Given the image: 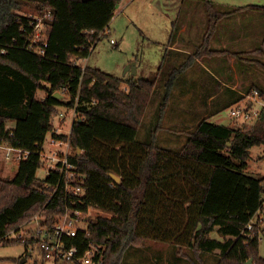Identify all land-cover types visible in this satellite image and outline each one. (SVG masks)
I'll return each instance as SVG.
<instances>
[{
  "label": "trees",
  "instance_id": "16d2710c",
  "mask_svg": "<svg viewBox=\"0 0 264 264\" xmlns=\"http://www.w3.org/2000/svg\"><path fill=\"white\" fill-rule=\"evenodd\" d=\"M120 1L0 0V142L39 150L54 130L59 106L77 103L81 117L72 126L70 141L76 153L71 160L85 175V182L83 202L76 207H98L110 216L90 219L91 233L80 230L70 244L78 245L81 252L91 243L103 246L99 249L103 250L102 264H120L125 252L145 239L189 248L200 258L218 251L216 264H248L251 259V264H264L259 246L264 222L248 228L264 208V177L246 172L250 149L264 144V117L252 124L234 119L233 125L204 118L178 151L159 146L155 138L139 140L144 111L158 80L120 77L76 63L87 58L108 33ZM196 1L207 12V30L194 52L171 70L167 97L182 71L208 57L229 55L237 63L249 60L264 70V40L262 46L244 51L212 45L225 18L241 11L264 12V5L232 7ZM26 6L53 13L45 55L26 48L31 20L19 13ZM178 24L174 22L170 44L177 38ZM251 54L256 57L249 58ZM123 83L127 90L122 89ZM254 86L264 95L263 87ZM40 90L45 91L42 97ZM56 93L67 94L68 99L61 100ZM243 98L225 103L224 108ZM92 99L97 102L91 103ZM10 121L12 127H8ZM40 167L35 152L19 163L13 177H0V245L22 243L29 249L39 243V237L17 239L9 237L10 233L20 232L39 211L44 214L42 226L52 228L71 205L62 185L50 194L54 188L45 185L56 177L39 178ZM111 173L121 181L116 183ZM214 232L220 237L213 236Z\"/></svg>",
  "mask_w": 264,
  "mask_h": 264
},
{
  "label": "rangeland",
  "instance_id": "374dc122",
  "mask_svg": "<svg viewBox=\"0 0 264 264\" xmlns=\"http://www.w3.org/2000/svg\"><path fill=\"white\" fill-rule=\"evenodd\" d=\"M212 1L232 7L249 4L264 5V0ZM19 13L30 15L40 12L32 6H26ZM233 19H235V27L231 24L229 34L235 35L248 21L251 23L250 25L247 23L246 29L253 30L250 32L252 41L227 45L223 41L226 40L224 39L226 34L223 35L219 26L212 42L213 47L220 49L229 47L236 51H244L262 46L264 12L243 11ZM174 22H179V32L184 27L185 30L181 31L178 43L171 49L169 46L175 43L170 44ZM206 30L207 12L201 1L121 0L109 24L108 33L101 36L87 58L79 59L77 62L82 66L97 67L120 77L157 79L156 91L144 111L138 139L151 141L155 138L159 146L178 151L186 143L188 133L204 118L223 125H233L234 119L230 107L224 108L225 104L220 105L223 96H227L226 103H231L236 93L240 96L244 95L255 87L254 85L264 88L263 69L249 60L241 59L237 64L234 57L219 55L198 60L190 68L182 71L167 97L166 81L171 70L184 62L187 55L194 52L202 42ZM178 48L182 52L177 51ZM248 56L256 57L255 54ZM164 57L166 59L159 74ZM133 63L138 67V73L135 75H132L129 69ZM127 87L126 84H122V89L127 90ZM229 90L236 92L231 94ZM44 95L45 91L38 92L39 97ZM60 97L61 100L68 99L67 94L64 93H61ZM66 110L71 114L70 109L65 105L59 106L58 112ZM58 122L59 119L54 117V124L58 125ZM63 123H61L62 128L66 129L69 125ZM13 125V121L8 122V127ZM248 161L249 167L246 172L264 177V144L255 145L250 149ZM17 169V165L0 159V177H13ZM37 176L39 178L45 176L43 168L38 169ZM99 215L110 216V213L93 206L89 211L88 219H94ZM43 220L44 214L39 211L22 226L20 232L28 239L32 236L36 237V230ZM212 235L220 237L215 232ZM11 238H14V235ZM259 246L260 254L264 257V232L260 236ZM218 258V251L203 253L200 258L189 248L179 249L172 243L145 239L129 248L120 264H216ZM0 264H56V262L43 259L39 243H32L29 249L25 244L16 243L0 245Z\"/></svg>",
  "mask_w": 264,
  "mask_h": 264
},
{
  "label": "built area",
  "instance_id": "2783aa9c",
  "mask_svg": "<svg viewBox=\"0 0 264 264\" xmlns=\"http://www.w3.org/2000/svg\"><path fill=\"white\" fill-rule=\"evenodd\" d=\"M28 16L31 20V29L26 39V48L37 55H45L48 46V26L53 19V13L47 10ZM23 30H26L25 27ZM112 42L115 43L114 40ZM76 63L78 62L76 61ZM96 102V99L91 100V103ZM68 109H70L71 114L66 110L55 115V119H59V124H54V130L48 133L47 139L39 150L25 149L10 142H0V159L18 166L21 161L37 152L41 160L40 168H43L45 172L42 179L56 177L55 182L46 183L45 187H53L54 191L50 192L53 195L55 190L62 185L66 197L71 201V205H68L65 212L58 216L52 228L42 226V221L36 230V237L40 238L39 246L43 253V259H50L55 262L102 264L103 250L100 251L99 249L103 246H96L91 243L85 252H81L78 245L70 244L71 237H76L80 230L85 231L87 235L91 233L88 214L93 206H89L87 210L76 207L79 202H83L85 175L78 170L77 165L71 160L76 150L71 145L70 137L73 123L81 117V114L78 111L77 103ZM230 113L233 119L242 124L254 123L260 117H264V95L258 88H251L244 94L241 101L230 107ZM61 123L65 125L68 123L69 126L67 125L68 127L63 129ZM56 134L66 135L67 138L57 137ZM257 221L264 222V208L257 212L248 228L251 229L253 223ZM12 235L17 239L24 237L22 232L13 231L9 237ZM97 255L98 258H96Z\"/></svg>",
  "mask_w": 264,
  "mask_h": 264
},
{
  "label": "crops",
  "instance_id": "0c3cea01",
  "mask_svg": "<svg viewBox=\"0 0 264 264\" xmlns=\"http://www.w3.org/2000/svg\"><path fill=\"white\" fill-rule=\"evenodd\" d=\"M242 12V11H241ZM241 12H238L237 14H240ZM245 12V11H244ZM247 12V11H246ZM237 14H234L233 16H230V17H228V18H225L223 21H222V23H221V25H220V28H221V30H222V32H223V35L224 34H226V35H224V39L226 38V40H223L224 41V43L225 44H227V45H229V44H243L244 42H250V40L252 39V36L250 35V32L251 31H253L251 28H249V29H246V26H247V23L250 25V23L251 22H248V21H246V24H245V27L243 28V29H241V30H238L237 31V33L234 35V34H229V30L231 29V24H233L234 25V22H235V19H233L234 18V16H236ZM234 27H235V25H234ZM237 27V26H236ZM185 28V27H184ZM184 28H182V29H180V32H179V34H178V39L175 41V43L173 44V45H171V46H169V48H171V49H173L174 48V46L178 43V41H179V38L181 37V31H184L185 29ZM246 30V31H245ZM249 30V31H248ZM248 32V33H247ZM252 41V40H251ZM180 48H178L177 49V51H179V52H182V50H179ZM235 61H236V59H235ZM238 64V63H237ZM235 65V64H234ZM85 66V65H84ZM236 66V65H235ZM136 67H137V65H136ZM138 68V67H137ZM137 73H138V70H137ZM230 92H231V94L232 93H234V92H236V91H232V90H229ZM239 93L237 94H234V98H239ZM212 97V96H211ZM224 97V99H222L221 100V102H220V105H224L225 103H226V101H227V96L225 95V96H223ZM233 98V99H234ZM232 99V100H233ZM231 100V101H232ZM233 105V104H232Z\"/></svg>",
  "mask_w": 264,
  "mask_h": 264
},
{
  "label": "water",
  "instance_id": "95a60500",
  "mask_svg": "<svg viewBox=\"0 0 264 264\" xmlns=\"http://www.w3.org/2000/svg\"><path fill=\"white\" fill-rule=\"evenodd\" d=\"M129 69L132 71L133 75L137 74V67H136V63H133L132 66L129 67ZM56 96L60 95V93H56ZM231 143H229L230 145ZM111 177L114 179V181L116 183H119L121 181V177L115 173H111L110 174ZM252 263V259L248 262V264Z\"/></svg>",
  "mask_w": 264,
  "mask_h": 264
}]
</instances>
